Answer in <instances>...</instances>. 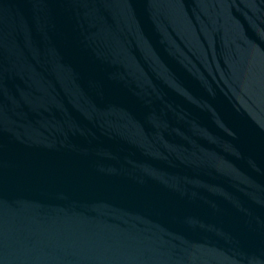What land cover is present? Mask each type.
<instances>
[{"label": "water", "instance_id": "1", "mask_svg": "<svg viewBox=\"0 0 264 264\" xmlns=\"http://www.w3.org/2000/svg\"><path fill=\"white\" fill-rule=\"evenodd\" d=\"M0 264H264V0H0Z\"/></svg>", "mask_w": 264, "mask_h": 264}]
</instances>
